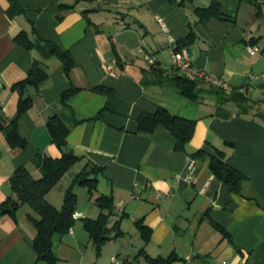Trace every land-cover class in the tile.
<instances>
[{"label": "crops", "instance_id": "0c3cea01", "mask_svg": "<svg viewBox=\"0 0 264 264\" xmlns=\"http://www.w3.org/2000/svg\"><path fill=\"white\" fill-rule=\"evenodd\" d=\"M213 1L233 20L214 17L199 23L195 8ZM14 2L23 11L12 16V2L0 0V117L16 115L18 93L12 88L27 77L35 58L44 61L50 76L40 91L30 89L34 104L18 126L28 147L12 148L0 131V205L12 194L10 178L18 166L27 165L39 178L34 156L62 155L47 127L51 116L62 114L71 128L63 151L82 160L49 191L48 201L60 207L73 178L88 163L103 166L104 173L93 195L76 187V221L54 239L58 264H113L114 258L122 264H148L142 248L151 257L176 253L180 260L174 264H264V79L250 80L264 73V0L261 16L256 5L241 0H81L66 11L61 3L75 0ZM191 30L197 34L188 47L192 64L245 90L252 106L248 112L239 115L235 102L220 104L207 92L194 101L171 89L141 84V70L150 66L146 56L170 67L177 41ZM22 31L70 51L76 64L71 79L57 57L43 59L36 49L16 42ZM252 38L261 40L251 45ZM249 46L260 52L252 55ZM107 65H114V73ZM71 82L81 88L69 100L72 112L60 103ZM99 85L113 93L94 91ZM204 85L200 87L207 89ZM159 106L197 121L186 151L175 149V137L164 126L139 131L138 118ZM75 118L82 122L75 124ZM210 145L246 175L241 194L213 175L209 154L190 156L202 148L213 152ZM102 194L114 197L117 210L109 226L117 223L119 228L97 255L84 220L99 216L95 198ZM29 215L39 218L29 205L21 206L16 219L0 212V264H45L33 246L37 229ZM141 219L152 229L148 243L136 225Z\"/></svg>", "mask_w": 264, "mask_h": 264}, {"label": "trees", "instance_id": "16d2710c", "mask_svg": "<svg viewBox=\"0 0 264 264\" xmlns=\"http://www.w3.org/2000/svg\"><path fill=\"white\" fill-rule=\"evenodd\" d=\"M10 1L12 2L9 12L10 15L13 16L15 13L23 11L21 7L16 10V3L14 0ZM80 1L75 0V3L72 5L61 3L60 9L62 11L73 9ZM186 1L192 2L193 0H182V2ZM241 1H247L256 5L258 16L262 15V0ZM86 12L84 11V14ZM195 14L198 17L199 23H206L214 17L219 19H232L222 12L221 4L217 1H213L205 8H195ZM62 17L63 14L58 16L59 19ZM233 18L236 22V17L234 16ZM196 38V32L191 30L186 37H182L177 41L174 50L180 51L184 47L188 48L195 42ZM15 40L28 50L36 49L39 51L43 59L57 57L64 64L66 75L71 79V71L76 64L70 51L63 50L59 45L50 40L39 37L33 39L27 31H22L17 35ZM260 40V38H252L249 43L255 45ZM262 52H264V49H262ZM149 65V68L141 70L140 82L143 86L171 89L194 101H199L202 94L207 92L214 95L220 104L228 101L235 102L239 108V115L248 112L249 108L252 107L249 104L250 99L244 93L245 90L243 89L233 88L231 91H227L213 85H206L203 80L189 77L178 70L161 67L158 63ZM49 76L50 74L44 61L35 58L27 73V77L13 86L12 89L18 93L17 113L11 119L0 117V131L5 134L7 142L12 148L26 149L28 147V141L20 135L18 126L22 115L30 110L34 104V98L29 93L30 89L40 91L42 86L48 81ZM202 83L205 84L204 86H207V89L200 87L203 85ZM80 90V87L75 86L71 82L70 87L62 93L60 103L65 109L72 112L69 100ZM93 90L108 95L113 93L111 88L103 85L93 87ZM101 114L102 111L93 119L99 118ZM74 122L75 124H79L82 121L75 118ZM196 123V120L173 114L164 106H159L154 113H145L138 118L139 131L152 132L159 125L169 129L175 137V149L177 151H186V147L194 135ZM47 127L52 142L62 150V155L54 158L38 152L34 156L33 162L41 172L39 178L34 177L27 165L18 166L10 178L12 194L0 205V212L16 219L21 206L29 205L39 216V218H36L29 215L37 229L33 246L38 260L45 264H58L59 259L54 251V239L57 236L66 234L76 221L74 217L78 206L76 187L87 188L89 193L93 195L98 190L99 178L104 173V167L94 163H88L72 180L66 191L63 207L61 209L56 208L48 201L46 196L62 177L82 160V156L77 155L73 151H63V148L67 145V137L71 129L65 116L62 114H54L49 118ZM210 147L213 148V152L202 148L190 156L200 157L209 154L210 169L213 175L226 183L230 191L241 194L243 182L247 178L246 175L226 160L224 151L213 145H210ZM95 204L100 208V214L96 219L86 218L84 220V227L89 232L97 255H100L103 246L111 239L112 230L115 227L119 228L117 223L112 228L109 226L112 216L116 213L117 204L113 196L106 194L96 197ZM136 225L142 239L145 243H148L151 240L152 229L144 224L143 219L138 220ZM214 225L221 232H226L220 225L216 223ZM122 233L121 230L118 231V234ZM140 254L146 258L148 264H174L180 260V257L176 253H171L167 257H151L145 248L140 250Z\"/></svg>", "mask_w": 264, "mask_h": 264}, {"label": "built area", "instance_id": "2783aa9c", "mask_svg": "<svg viewBox=\"0 0 264 264\" xmlns=\"http://www.w3.org/2000/svg\"><path fill=\"white\" fill-rule=\"evenodd\" d=\"M249 51L252 55L257 54L260 52V49L257 46H249ZM173 55V64L170 67H165L166 69L170 70H178L179 72L183 73H192L195 78H198L200 80H203L206 85H213L219 88H223L227 91H231L233 88L231 85L225 81L222 78L219 77H213L212 75H209L207 73H202L199 72L195 66L192 64L189 50L187 47L182 48L180 51H175L173 50L172 52ZM146 60L148 61L149 64H156V60L151 57V56H146ZM108 70L110 72L114 73L115 67L114 65H107ZM258 79H264V73L261 76H251L250 80L255 81ZM190 170L192 168L190 167ZM192 172V171H191ZM187 179L189 181L192 180L191 175H188ZM132 197H136L135 195H132ZM78 217V215H75ZM113 264H122L117 258H114V263ZM223 264H228V263H223Z\"/></svg>", "mask_w": 264, "mask_h": 264}, {"label": "rangeland", "instance_id": "374dc122", "mask_svg": "<svg viewBox=\"0 0 264 264\" xmlns=\"http://www.w3.org/2000/svg\"><path fill=\"white\" fill-rule=\"evenodd\" d=\"M260 120H262L263 122H264V117H260ZM74 179V178H73ZM70 186V185H69ZM55 187V186H54ZM53 187V188H54ZM52 188V189H53ZM51 189V190H52ZM85 189H87V188H85ZM68 190V189H67ZM85 191H87V190H85ZM49 193V192H48ZM65 194H66V192H65ZM65 194H64V197H62V203H61V205H60V207H58V206H55L56 208H58V209H61L62 207H63V204H64V198H65Z\"/></svg>", "mask_w": 264, "mask_h": 264}]
</instances>
